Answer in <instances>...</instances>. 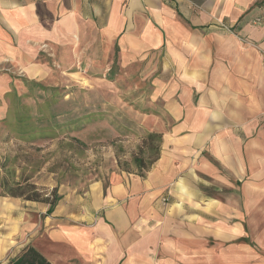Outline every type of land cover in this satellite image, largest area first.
Returning a JSON list of instances; mask_svg holds the SVG:
<instances>
[{
  "label": "crops",
  "instance_id": "1",
  "mask_svg": "<svg viewBox=\"0 0 264 264\" xmlns=\"http://www.w3.org/2000/svg\"><path fill=\"white\" fill-rule=\"evenodd\" d=\"M114 53L120 67L161 55L158 159L24 211L9 259L33 246L52 264H264V0H0L2 102L44 80L43 60L68 73ZM168 194L196 220L155 216Z\"/></svg>",
  "mask_w": 264,
  "mask_h": 264
},
{
  "label": "rangeland",
  "instance_id": "2",
  "mask_svg": "<svg viewBox=\"0 0 264 264\" xmlns=\"http://www.w3.org/2000/svg\"><path fill=\"white\" fill-rule=\"evenodd\" d=\"M43 53L50 55L45 48ZM114 54L100 68L86 66L82 56L68 73L63 64L62 71L56 62L43 60V81L21 78L23 91L0 101V264L21 246L12 235L24 239L25 229L17 224L24 221L16 220L24 211L49 207L54 195H78L123 176L139 177L144 171L134 158L142 157L147 166L156 157L147 135H162L172 123L163 99L155 96L162 91L161 55L149 66L120 67ZM227 194L226 189L206 193L221 200ZM169 197L160 198L155 216L196 220L190 199L170 205Z\"/></svg>",
  "mask_w": 264,
  "mask_h": 264
},
{
  "label": "trees",
  "instance_id": "3",
  "mask_svg": "<svg viewBox=\"0 0 264 264\" xmlns=\"http://www.w3.org/2000/svg\"><path fill=\"white\" fill-rule=\"evenodd\" d=\"M162 135L158 133H149L147 135L148 140V149L155 152L156 157L149 162L146 166L142 157H135L134 163L138 167V169L143 170V174H139V177L143 178L145 173L149 171L152 165L156 162L159 157L160 145H161ZM153 142H156V146H151ZM61 197L55 196L51 202H48L47 213H51L54 209L57 202ZM28 200H31L30 198ZM36 200V199H32ZM6 264H52L50 263L38 250H36L33 246H26L20 250V252L13 258H11Z\"/></svg>",
  "mask_w": 264,
  "mask_h": 264
},
{
  "label": "built area",
  "instance_id": "4",
  "mask_svg": "<svg viewBox=\"0 0 264 264\" xmlns=\"http://www.w3.org/2000/svg\"><path fill=\"white\" fill-rule=\"evenodd\" d=\"M259 21H260V20H259V19H257V20H255V21H254V23L258 24V23H259Z\"/></svg>",
  "mask_w": 264,
  "mask_h": 264
}]
</instances>
